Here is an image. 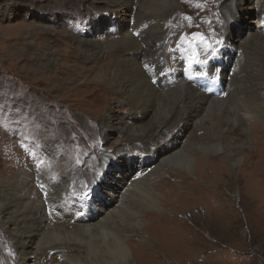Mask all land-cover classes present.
Returning a JSON list of instances; mask_svg holds the SVG:
<instances>
[{
	"label": "rangeland",
	"instance_id": "obj_1",
	"mask_svg": "<svg viewBox=\"0 0 264 264\" xmlns=\"http://www.w3.org/2000/svg\"><path fill=\"white\" fill-rule=\"evenodd\" d=\"M12 1L0 0V174L15 176L18 172H34L32 186L41 181L44 205L54 222L40 239L38 253L46 254L39 260L37 255L32 257V264H264V180L254 174L264 172V137L252 134L250 127L254 123L264 124V113L253 99L242 97L244 76L228 73L224 101L209 104L195 121L192 131L183 138L172 139L174 131L169 128L154 139L147 135L149 127L164 121L182 98L183 90H175L158 97L152 119L138 124L134 123L139 113L136 109L113 102L109 111L133 126L127 131L119 128L104 140L103 128L99 131L92 127L96 118L104 113L98 110L104 103L101 101L96 106L94 96L83 100L80 93L72 91L70 85L75 74L70 73L67 80L70 87L65 92L55 85V79L51 82L48 76L51 70L62 64L58 53V64L44 58L42 66L48 75L43 78L37 62L40 56L35 54L36 47L30 42L32 38L37 42L39 39L31 36V27L47 31L43 24L59 31L50 36V44L55 49H68L74 55H77L74 48L82 43L73 38L72 33L96 39L102 33H109L110 37L116 35V28L103 29L95 24L105 14L86 15L88 3L82 0L45 1L44 4H50L47 18L30 8L38 7L42 0H15L17 15L11 18L7 10ZM244 3L249 6V15L233 25L229 12L234 9L235 0H180L179 19L166 24L177 28L175 34L169 35L173 46L168 57L170 63H174L169 70L176 72L178 56L184 57L183 62L188 67L189 62L197 58L194 74L200 73L198 78L207 77L201 74L202 66L209 64V56L221 45L222 35L231 33V41L240 51L241 42L248 43L243 33L255 28L264 31V21L262 24L254 21L264 9V0H245ZM114 7H118L117 4ZM123 14L130 22L134 20L135 13L130 6ZM24 24L31 26L22 31ZM60 35L66 43L56 47L55 41ZM191 39L192 43H198L192 59L185 58ZM249 42L264 63V39ZM239 57L237 51L232 70L238 69ZM101 80L99 75L95 76V81ZM82 81L80 78L79 83ZM110 97L115 94L111 92ZM87 107L94 111L89 112ZM83 113L91 116L86 120ZM237 117L239 121L243 119L242 125ZM45 138L58 143L61 147L58 155L47 148ZM174 141L179 142L178 147L169 158H164L160 153ZM119 152L131 159L132 169L126 186L119 181H113V186L102 182L95 192L98 176L107 175L108 168L111 173L116 172V167L106 164V160ZM49 165L54 169L47 178L37 173L38 167L47 170ZM69 171L73 172L74 187L67 199L66 194L62 196L61 201L66 199L65 210L51 208L46 197L47 184H54ZM78 194L91 201L88 214L71 205L70 196ZM112 196L115 203H110L113 208L104 221L102 219L92 229L82 227L79 219L93 217V211L99 208L95 201L99 205L109 203ZM33 198L31 195L30 199ZM163 201L168 206L164 214L161 212ZM138 220L142 223H137ZM139 229L143 234L138 233ZM105 233L111 239L117 234L127 245L130 251L127 260L110 259V247L106 250L104 246ZM60 241L68 243L63 253L51 249ZM14 248L10 232L0 221V264L13 262ZM102 255L109 257L108 261L100 260V263Z\"/></svg>",
	"mask_w": 264,
	"mask_h": 264
},
{
	"label": "bare ground",
	"instance_id": "obj_2",
	"mask_svg": "<svg viewBox=\"0 0 264 264\" xmlns=\"http://www.w3.org/2000/svg\"><path fill=\"white\" fill-rule=\"evenodd\" d=\"M14 1L15 0L8 3L7 13L11 15V18L17 15L15 9L17 3ZM45 1L47 0H42V3L38 7H33L32 5L30 8L33 11H40L47 18L46 13H48L50 4H44ZM50 1L60 3L69 0H49V2ZM82 1L88 3L86 15L92 16L95 12L105 14L96 21L95 24L103 29L106 27L116 28V35L110 37L109 33H102L100 35L102 38L99 36V38L93 39L87 36H77L71 32V36L82 43L74 48L77 50V55H74L73 52L68 49L53 48L54 46L50 44L49 38L55 32L59 31H55L49 26L42 24L41 26L47 31L31 27V36L33 35L39 39V41L37 42L32 38L30 42L36 47L35 54L40 56L37 62L40 66L43 78H46L48 75L45 67L42 66L44 64V58L48 57V60L55 61L58 64L59 60L56 57L58 53L62 60V64L55 65L54 69L51 70L48 75L51 82L55 79L57 81L55 85H59L62 91L71 86V89H73L72 91L75 90L80 93V98L83 100H88L90 97L94 96L95 100H93V103L96 106H98L101 101L104 103L103 107L98 108V110H102L104 113H101L102 115L96 118L92 126H95L99 131L100 128H103L104 140H108L112 133L119 128L127 131L133 126L132 123L119 119L117 115L109 111V107L113 102L123 103L130 107V109H136L139 113H137L134 123L138 124L152 119L155 111L156 99L158 97L165 96L175 90H177V92L178 90H183L184 93L182 98L173 106L164 121L152 124V126L149 127V133H147V135L149 134L148 138L154 139L169 128L174 131V137L172 139L175 140V138L185 137L187 133L192 131L195 121L208 109L207 106L209 104H219L224 101L223 97L226 95V90H228L225 88V79L230 72L231 74L234 73V76H238L239 74L244 76L245 87L242 90V97L244 99H253L264 113V63L255 53L249 42V40L258 41L261 38L264 39V31H261V29L255 28L247 33H243V35H246L245 39L248 40V43L247 41L241 42L243 46L240 51L238 50V46L231 41V33H227L225 36L222 35L219 39L221 40V45L209 56V64L207 67L202 66L204 71H202L201 74H207V77L203 76L202 78H198L197 76H199L200 73L198 75L194 74L197 68V65H195V60L197 58L192 59L194 57H191L195 50V45L198 43H196V41L192 43V39L189 41L192 44L189 49H187V52H189L185 57L187 58L189 56L192 59L189 62V67L186 62H183L184 57L178 56L175 60V64L177 65L176 72L173 73L169 70V67L174 64L170 63L168 57V52L173 46L172 41L169 39V35L175 34L177 28H171L166 26V24L170 21L172 22L179 19L177 12L180 8V0ZM244 2L245 0H235L234 9L229 12L230 23H233V25L238 24L246 15H249V6H246ZM114 4H117L118 7L115 8ZM129 6L135 13L132 22L123 14ZM71 12L73 11L71 10ZM254 21H259L260 24L263 23L264 9L259 15L258 20ZM30 26L24 24L22 26L23 28L21 26L18 28H22L21 30L23 31ZM222 26L223 25L219 27L222 28ZM132 31L135 32L136 35H134ZM64 33L67 34V32ZM181 37L189 39V36L185 37L182 35ZM57 38L58 39L55 41L57 44L56 47H61L66 43V40L61 35ZM237 51L240 53V57L237 61L239 67L238 69L232 70V60ZM81 54L84 55V57L81 56ZM70 73L76 75L72 76L73 81L71 85L67 82L70 78ZM97 75L101 77V81H95V76ZM219 76L220 79H218ZM66 77L68 78L66 79ZM80 78H83L81 83H79ZM232 85L233 83L230 82L229 87L231 86V89ZM207 86L210 87L208 88ZM111 92L115 94V97H110ZM88 109L89 112L94 111L91 107ZM234 113H236V116L239 115L238 112ZM83 114H86L85 119L87 120L90 114ZM92 119L93 117H91V120ZM237 121L241 123V125L243 124V119L239 121L237 117ZM263 121L264 117L262 122ZM250 127L252 128V134H259L260 138L264 137V124L254 123L251 124ZM61 130L65 131L66 128ZM44 141H46V145L48 144L47 148L54 155H58L61 152V147L57 145L58 143L55 141L49 138H45ZM173 143L160 153L164 158H169V155L178 147V141H174ZM106 164L114 165V168L116 167V172L111 173L110 168H108V176H98V179L94 183L95 192L99 190L100 186L98 185L102 182L105 184L111 183L113 186V181H119L126 186L127 179L130 177V171L132 169L131 159L123 152L117 155H109ZM52 169H54V167L50 165L47 170L43 169V166L38 167L37 173L47 178L46 176L51 174L50 171H52ZM21 173L22 172H18L15 176H3L0 174V221L3 222V225L8 229L15 243V255L13 256V262H11V264H32V257L37 255V260H39L46 254V252L38 253L41 247L40 239L45 230L48 229L51 224H54V222H52L44 205L43 194L40 191V188H43L40 183L41 181L34 182L36 186H32L35 173H28L25 171ZM71 173L73 172H66L58 181H55L54 184H47L49 188L48 191H46V189L43 190L46 191V197L50 202L51 208L56 206V208L60 207L65 210L64 203L69 197L67 194L74 187ZM256 173L262 178L259 179L264 180V172H254V174ZM55 176H57V173ZM117 178H119V180H116ZM63 194L67 196L64 201H61ZM31 195H34L33 199H30ZM70 197V203L73 207L76 206L80 208L85 214L89 213L91 208V201H88L89 199L86 201V199L80 197L79 194L75 196L71 195ZM110 200L109 203L105 202L100 205L96 200L95 205L99 208L93 211L95 212L93 217L80 218L79 223H81V226H89V228H91L97 225L102 219L104 221V217L111 213L113 207H110V203H115V196H112ZM163 203L164 207L161 211L162 214L168 209L166 205L167 202L163 201ZM137 223L142 222L138 220ZM50 229H52V227ZM89 230L90 229L87 231ZM141 230L142 229H139L138 233H141ZM107 235L108 233L103 235V240L106 242L104 245L105 249L107 250L108 246L110 247L108 249V254L111 257L110 259L116 257L115 261H119V258L127 260L130 254L127 245L117 234L115 235L117 237L113 239ZM59 243V245L54 244L51 249L55 250L57 253L65 252L64 245L68 243H61V241ZM7 244V247H9V243ZM42 246H44V244ZM108 259L109 257L102 255L99 261L106 262ZM2 264L4 263L2 262Z\"/></svg>",
	"mask_w": 264,
	"mask_h": 264
},
{
	"label": "snow or ice",
	"instance_id": "obj_3",
	"mask_svg": "<svg viewBox=\"0 0 264 264\" xmlns=\"http://www.w3.org/2000/svg\"><path fill=\"white\" fill-rule=\"evenodd\" d=\"M216 43H217V44H219V43H220V41H216Z\"/></svg>",
	"mask_w": 264,
	"mask_h": 264
}]
</instances>
